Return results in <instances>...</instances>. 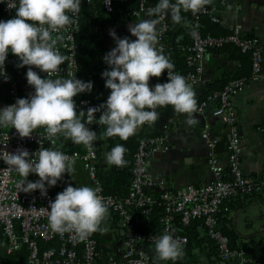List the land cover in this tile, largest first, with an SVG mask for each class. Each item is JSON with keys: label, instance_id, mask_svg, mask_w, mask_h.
Returning a JSON list of instances; mask_svg holds the SVG:
<instances>
[{"label": "clouds", "instance_id": "obj_1", "mask_svg": "<svg viewBox=\"0 0 264 264\" xmlns=\"http://www.w3.org/2000/svg\"><path fill=\"white\" fill-rule=\"evenodd\" d=\"M0 2L15 9L14 16L0 19V77L8 79L5 60L9 51L19 57L18 67L35 65L47 73V78L42 77L28 67L25 76L34 91L28 97H18L14 103L0 107V128L10 125L21 137H26L42 126L44 138L50 140L57 133H63L73 142L91 148L96 132L77 115L73 97L91 91L93 81H84L74 73L67 78H52L65 60L57 47L61 30L74 22V17L68 13H79L81 0ZM210 2L158 0L147 10V18L129 25L135 39L127 35L120 37L110 29L109 35L115 40V46L103 56L110 67L101 72L110 92L100 105L88 107V121L92 122L94 113L100 112L98 122L107 126L105 135L127 139L145 122H155L160 106L172 105L176 112L194 113L197 110L195 90L183 74L172 71L174 63L157 47L158 25L169 10L173 22L180 23L183 19L181 9L196 12ZM165 69L168 79L150 86V76L159 77ZM188 122L194 121L189 119ZM8 140V135L3 136L0 145H6ZM38 143L42 145L43 140ZM125 151L124 145L116 144L105 153V159L110 164L123 166L127 163ZM0 160L6 163L9 173L20 174L22 179L18 185L23 191L39 189L42 195H47V188L56 185L62 174L75 171V158L52 146L39 147L31 153L27 148L9 151L0 147ZM29 173H37L39 179L27 180ZM107 214L108 206L98 189L87 184H67L48 206L49 224L56 232L75 230L80 235L90 234L100 229ZM183 243L165 230L155 239V252L161 260L175 261L183 256Z\"/></svg>", "mask_w": 264, "mask_h": 264}, {"label": "built area", "instance_id": "obj_2", "mask_svg": "<svg viewBox=\"0 0 264 264\" xmlns=\"http://www.w3.org/2000/svg\"><path fill=\"white\" fill-rule=\"evenodd\" d=\"M91 4L94 0H83ZM131 0H100L101 6L107 13L117 14L121 9L128 14L139 16L147 13V10L155 6L150 0H137V5H129ZM117 4V5H116ZM5 19L15 15V9L0 2ZM116 6H119L117 8ZM191 13L194 36L192 43L187 47L189 51L188 63L193 71L186 75V80L191 85L196 83L203 73V57L210 50L223 46L225 43L236 45L242 52H251L252 55V75L253 79L264 80V69L262 67V48L259 39L250 34L244 33L238 26H233L229 32L223 36L202 35L199 31V18L202 14H209L211 20L218 22L217 16L213 15L209 4L204 5L196 12ZM74 17V22L65 26L61 30V39L57 47L65 56L64 62L53 74L56 76L69 77L72 73L76 75L78 62L76 58V32L79 29L78 20L81 17V7L79 13H68ZM166 30L165 16L158 25V42ZM55 35V33H54ZM19 64V57L16 54L8 53L5 60L6 75L9 76L7 87V105L14 103L18 97H28L34 91L33 86L27 82L25 73L28 67H32L42 77L47 78L46 71L40 70L35 65H24L25 70L21 79L14 78L8 71L13 65ZM167 74V70H166ZM159 82L149 83L150 86ZM246 81L244 79L230 80L222 90L209 95L205 100L200 101L198 111L211 101L217 98L219 104L216 107L215 115L222 116L223 122L228 127V153L227 166L229 177H225L224 167L216 152L217 140L208 131L203 130L201 136L208 145L207 165L212 173V179L204 184H187L184 187L168 191L162 190L158 194V199L163 203L164 213L160 218L164 231H169L174 237L187 242V236L180 234L173 229V220L178 217L183 225H188L194 220H201L206 233L215 242L218 255L222 262H232L234 264H245L248 252L241 248L234 250L229 246V238L223 233L219 226L217 214L226 198L252 192L255 189H264V176L259 181H254L245 176L241 169V141L237 126V117L234 107L230 101L232 94L244 89ZM109 94V93H108ZM108 94L102 98L106 100ZM77 110H83L88 116V107L97 105L86 97H73ZM100 112L94 113V123L90 127L94 130L95 124H100ZM257 129L264 133V122L257 126ZM8 135L9 140L6 145L0 147L13 151L17 148H27L29 152H34L39 147L52 146L49 141L54 138H44L45 130L34 129L30 136L21 137L14 127L10 129H0V138ZM43 140V144L38 141ZM54 147V146H52ZM168 150V143L165 134L141 139L138 142L134 154L132 167V180L128 192L124 198L114 197L103 192V182L98 178L97 158L98 153L92 146L84 147L82 150H60L75 158V161L82 162L83 168L88 174L94 188L98 189V194L108 206V211L117 214L118 224L123 232V251L121 254L102 255L100 242L93 236L92 232L87 235H80L75 230L56 232L53 231L48 219L49 201L54 200L56 193L47 188V195H42L39 189L23 191L18 182L22 179L16 171L8 172V166L0 160V234L4 237L7 254H11L22 248H26L27 258L25 264H148L150 254L138 245L145 240L155 244V239L161 234H142L136 231L132 221V209L136 208L140 213L148 215L155 198L149 195L144 188L152 187L156 182L151 177L148 170V159L151 154ZM31 178L27 180L35 181L39 179L37 173H31ZM47 183V182H45ZM162 184V182H160ZM163 234V233H162ZM38 240L58 242L57 248H40ZM69 244V247H66Z\"/></svg>", "mask_w": 264, "mask_h": 264}, {"label": "crops", "instance_id": "obj_3", "mask_svg": "<svg viewBox=\"0 0 264 264\" xmlns=\"http://www.w3.org/2000/svg\"><path fill=\"white\" fill-rule=\"evenodd\" d=\"M100 0H94L96 6ZM81 0V6L86 5ZM209 7L213 15L217 16L219 25L225 29L238 26L244 33L256 36L262 48V63L264 67V0H211ZM147 13L136 16L134 19L123 17L112 29L118 36L136 37L130 33L129 25L146 17ZM119 16V13L116 14ZM147 18V17H146ZM103 44L107 51L115 46V40L109 35V30L101 34ZM159 48V42L157 41ZM239 61H230L227 56L217 50H209L203 57V73L199 80L192 84L196 93L197 107L205 91V81L213 76H219L224 71L234 72L239 69ZM94 69L88 68L83 74L76 73V77L84 81L90 80L94 75ZM160 78L150 76L149 83ZM0 77V107L7 105V87L9 82ZM208 83V82H207ZM104 96V95H102ZM230 101L237 117L238 132L240 135L242 153L241 169L245 176L254 181H259L264 176V133L257 126L264 122V80L250 78L246 81L244 89L231 95ZM217 104L209 101L201 111L194 113L176 112L172 105L158 108L159 117L155 122L144 123L139 126L137 133H160L165 134L168 150L156 152L148 159V170L156 184L147 187L151 194L160 193L162 190H175L184 186L187 180L186 172L191 173V179L195 185L204 184L212 179V173L207 165L208 145L202 138L203 130L209 132L217 142V151L220 158L225 161L226 148L229 140L228 127L225 126L222 116L215 115ZM189 119L194 122L189 123ZM94 123H89L88 128ZM98 124H95V126ZM6 126L0 129H10ZM41 130L44 128L38 127ZM67 145L84 147L83 143H75L66 137ZM49 143L56 147L57 142L53 139ZM66 146L62 147L66 149ZM82 150V149H81ZM106 151L102 148L98 152L97 167L101 176H110L112 164L105 159ZM222 163V162H221ZM75 171L65 172L57 180L56 185L49 186L54 193L63 190L67 184L73 186L89 185L93 187L82 162L77 160L74 164ZM29 173L27 178H31ZM162 182V184H160ZM186 186V185H185ZM225 206L218 212L220 228H232L237 235L240 247L246 246L247 259L245 264H264V189H255L253 194H238L234 198L227 199ZM228 207V209H227ZM101 235H99L102 255L117 256L123 251V232L118 224V217L111 211L101 222ZM200 235L204 228L197 227ZM5 239H0V264H24L26 261V248L7 254ZM149 252L152 257H158L155 252V244L144 246L138 245ZM243 248V247H242ZM159 258V257H158ZM181 264H234L222 262L218 255H212L205 247L192 248L181 260Z\"/></svg>", "mask_w": 264, "mask_h": 264}, {"label": "trees", "instance_id": "obj_4", "mask_svg": "<svg viewBox=\"0 0 264 264\" xmlns=\"http://www.w3.org/2000/svg\"><path fill=\"white\" fill-rule=\"evenodd\" d=\"M154 5L158 0H150ZM117 5V4H116ZM129 5L135 7L137 5V0H131ZM119 8V6H116ZM116 14L107 13L101 6V2L94 6L93 4H86L81 6V17L78 20L79 29L76 32V58L78 62L77 72L78 74H83V72L88 68L94 69V75L90 78L93 81V87L91 91H83L78 93V97H86L92 100L97 105H100L103 100V96L110 92V89L105 87L104 78L101 76V72L109 68L110 65L106 64L103 60V56L107 52L106 46L103 44L101 39V34L103 31L110 30L119 23V20L125 17L126 19H134L135 16L127 13L126 10L121 9ZM181 16L183 17L180 23H175L171 19V12L169 10L168 14L165 15L166 30L163 33L160 41L161 49L163 52L169 56V59L172 60L175 67L172 69L174 72H179L183 74L186 78V75L193 71L192 66L188 63L189 51L187 47L192 43L194 36V29L192 27V18L190 10L184 11L181 9ZM0 19H5L4 13L0 6ZM199 31L202 35H211V36H223L227 34L230 30L225 29L219 25L218 22L211 20L209 14H202L199 18ZM260 44V41H259ZM261 47V45H260ZM227 56V59L230 61H239L241 65L239 69L234 72L224 71V73L219 76H213L207 82L205 81V91L202 95L200 101L205 100L209 95H213L215 92H219L223 87L233 79H244L247 81L251 78L252 75V55L251 52H242L236 45L232 43H225L223 46L215 49ZM209 51V50H208ZM9 53H12L9 51ZM18 65V64H17ZM13 65L9 68V72L12 77L21 79V76L24 73L25 66ZM263 67V63H262ZM264 69V67H263ZM166 70H163L159 82H164L168 79ZM211 101L219 104L217 98H212ZM162 107V106H160ZM158 107V108H160ZM77 115L80 117L82 122L86 124L90 123L87 119V115L83 110H77ZM238 122V121H237ZM147 123V122H146ZM227 126L226 124H224ZM90 127V125H89ZM106 125L100 123L96 125L94 131L96 132V139L93 141L92 146L97 151V153L104 148L106 152L116 144H122L125 146L126 151L124 153V158L127 163L123 166H117L112 164V173L110 176H101L98 173V178L103 182V192L105 194L124 198L128 192L131 180H132V167L134 162V154L136 152L138 142L141 139L150 138L153 136H158L160 133H137L129 136L127 139H121L118 135L107 136L105 135ZM57 142L56 148L62 150L66 146V137L63 133H57L54 138ZM218 142V141H217ZM81 150L77 145H67L66 150ZM218 158L223 164L225 177L228 178L229 169L227 166V153H228V143L226 148V158L225 161H222L220 158V153L217 151ZM97 165V164H96ZM20 175L19 173H17ZM145 191L155 198V202L148 215L140 213L136 208L132 209V221L134 223V228L136 231L141 232L142 234H162L164 232L163 224L160 221V218L163 216L164 208L163 203L158 199V194H151L146 189ZM172 191V190H168ZM254 191V190H253ZM252 192L244 194H253ZM53 192V191H52ZM238 195V194H236ZM235 195H232L224 201L221 208L226 204L227 199L234 198ZM220 208V209H221ZM228 209V207H227ZM113 213V212H112ZM115 217L117 214L113 213ZM218 219V215H217ZM204 228V233L200 235L197 231L198 226ZM173 229L187 236L186 244H183V256L175 261L173 260H161L158 257H152L150 255V261L148 264H181L182 258L191 251L192 248L196 246L205 247L208 249L210 254L218 255L217 247L215 242L209 237L206 233L205 227L201 220H194L188 225H183L178 217H175L173 220ZM221 230L229 238L230 248L237 250L241 248L237 242V235L232 228L222 227ZM93 236L99 241V235H101V229L93 231ZM4 238L0 234V239ZM40 248H57L58 242L56 240L52 241H42L38 240ZM142 244L144 246L153 244L148 240H145ZM244 250H247L246 246H242ZM23 249V248H22ZM27 256V251H26ZM219 256V255H218ZM220 258V257H219ZM26 262V261H25ZM24 262V264H25Z\"/></svg>", "mask_w": 264, "mask_h": 264}, {"label": "water", "instance_id": "obj_5", "mask_svg": "<svg viewBox=\"0 0 264 264\" xmlns=\"http://www.w3.org/2000/svg\"><path fill=\"white\" fill-rule=\"evenodd\" d=\"M186 174H187V180L184 182V184H182V185H180V186H185V185H187V184H191V183H193V181L194 180H192L191 179V173L190 172H186ZM144 189H146V188H144ZM66 247H69V244H66Z\"/></svg>", "mask_w": 264, "mask_h": 264}]
</instances>
